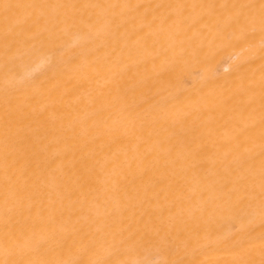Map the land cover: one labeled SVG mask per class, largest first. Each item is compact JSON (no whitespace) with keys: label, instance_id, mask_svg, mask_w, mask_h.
I'll return each mask as SVG.
<instances>
[{"label":"bare ground","instance_id":"6f19581e","mask_svg":"<svg viewBox=\"0 0 264 264\" xmlns=\"http://www.w3.org/2000/svg\"><path fill=\"white\" fill-rule=\"evenodd\" d=\"M0 264H264V0H0Z\"/></svg>","mask_w":264,"mask_h":264}]
</instances>
